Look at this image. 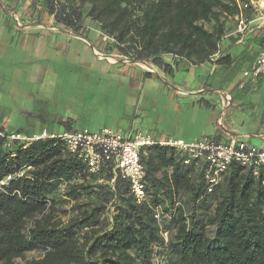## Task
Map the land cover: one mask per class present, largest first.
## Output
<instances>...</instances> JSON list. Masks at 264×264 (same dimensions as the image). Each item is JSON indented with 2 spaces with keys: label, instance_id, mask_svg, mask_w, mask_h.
<instances>
[{
  "label": "trees",
  "instance_id": "trees-1",
  "mask_svg": "<svg viewBox=\"0 0 264 264\" xmlns=\"http://www.w3.org/2000/svg\"><path fill=\"white\" fill-rule=\"evenodd\" d=\"M42 1L57 24L78 33L88 19L114 39L109 51L163 71L170 67L162 56L207 62L224 19L251 7L249 0ZM78 2L88 5L84 14ZM185 158L146 149L147 202L137 204L109 163L90 176L54 139L0 148V264H264V165L253 176L231 162L207 193ZM31 253L37 257L27 259Z\"/></svg>",
  "mask_w": 264,
  "mask_h": 264
},
{
  "label": "crops",
  "instance_id": "crops-1",
  "mask_svg": "<svg viewBox=\"0 0 264 264\" xmlns=\"http://www.w3.org/2000/svg\"><path fill=\"white\" fill-rule=\"evenodd\" d=\"M263 3L249 0L250 10L242 13L243 33L237 31V16L224 19L216 63L162 56L171 69L163 71L152 65L139 69L112 60L116 54L105 44L89 49L83 37L86 29L75 33L57 24L42 0H0V61L13 62L18 79L25 71L34 84L47 79V85H53L60 66L75 67L80 76L76 108L70 106L73 98L66 102L69 117L52 118L51 129L39 126L26 135L42 130L48 134L84 130L85 126H77L78 120L93 118L96 123L86 129L92 132L109 128L128 135L145 133L158 141L187 143L200 138L226 143L236 138L264 150V111L252 100L259 90V78L242 74L235 86V78L228 75L239 61L243 73L254 67L264 44ZM237 92H242L243 98ZM18 98L24 99L25 92L18 90ZM29 98L37 99L35 95ZM14 122L7 117L0 123L9 131L21 132L10 128Z\"/></svg>",
  "mask_w": 264,
  "mask_h": 264
},
{
  "label": "built area",
  "instance_id": "built-area-1",
  "mask_svg": "<svg viewBox=\"0 0 264 264\" xmlns=\"http://www.w3.org/2000/svg\"><path fill=\"white\" fill-rule=\"evenodd\" d=\"M237 17L239 18L237 31L243 33L242 14L239 13ZM107 39L114 43L112 37H107ZM219 56L218 44L217 51L209 57L207 62L216 63ZM115 58L120 59L123 63H130L126 57L115 55ZM243 76L252 79L264 77V44L255 60L254 67L249 72H244ZM44 139H54L62 144L69 154L85 165L86 172L90 176H97L109 163L112 166V173L127 181L129 192L137 204L147 202L145 171L141 163V155L145 154L146 149L154 146L171 148L183 154L186 157L183 163L192 165L201 172L207 193H211L213 188L221 182L222 175L231 162L251 169L253 176H257L259 168L264 165L263 149L236 138L229 139L226 143L215 142L211 138H200L189 143L172 139L158 141L145 133L128 135L121 130L109 128L101 129L98 132L84 129L65 131L60 134H48L46 130H42L39 134L27 136L11 132L6 126L0 125V148L10 149L14 143L28 145ZM6 180L8 181L9 177ZM113 181L112 179L110 184ZM97 182L108 183L102 178H98ZM3 184L1 182L0 186ZM160 215V207L154 208L153 218L157 222L160 221ZM161 236L166 242L167 233L161 232ZM156 262L159 264L158 261Z\"/></svg>",
  "mask_w": 264,
  "mask_h": 264
},
{
  "label": "rangeland",
  "instance_id": "rangeland-1",
  "mask_svg": "<svg viewBox=\"0 0 264 264\" xmlns=\"http://www.w3.org/2000/svg\"><path fill=\"white\" fill-rule=\"evenodd\" d=\"M78 7L80 10L85 13L88 9L86 3L78 2ZM12 6L11 3L8 5ZM210 28L209 26H206ZM86 29V32L83 33L88 48L93 46L97 48V44L109 45L111 42L107 39L108 36L104 33L99 26L95 25L88 19H83L82 28ZM116 55H118L115 52ZM169 57V56H168ZM173 58V56H170ZM175 59V58H174ZM112 60H119L118 58L112 57ZM130 64H134L130 61ZM136 65V64H134ZM151 66L150 63H140L137 62L139 69H142L144 66ZM17 66L12 62H1L0 61V122L3 119H8L10 121L14 120V124L10 126L13 130H21V133L26 135L31 129L39 128L42 126L46 129H51L53 126L52 118L69 117L70 111L66 105L69 103V99H72L70 103L72 107H75V98L78 90L79 84V74L75 67L71 66H60L57 70V79H55L53 85H47V79H43L40 84H34L32 81H29V76L24 71V75L18 79L15 76V70ZM245 69L242 67V62L239 61L236 67L230 68L228 75L230 79H234L235 86L238 84V78L243 74ZM101 77V75L99 76ZM215 78V77H213ZM203 82H205L203 80ZM259 87L258 93L252 96V100L255 101L259 106L261 112L264 111V77L259 78ZM210 83H212V76L210 77ZM168 84H171L168 81ZM18 90L25 92V98H18ZM236 91L238 88L236 87ZM238 96L243 98L242 92H237ZM37 94V95H36ZM36 96L37 99H30V96ZM67 102V103H66ZM78 104V103H77ZM247 105H243V108H247ZM76 112V110H72ZM93 118L78 120L77 126H85L83 128L89 129L90 125L95 124V121H92ZM99 122L103 121V115H100L98 118ZM40 124V125H39ZM1 125V123H0ZM100 125V124H99ZM8 129V128H7ZM58 131H61V127L55 128ZM9 130V129H8ZM91 130V129H90ZM71 204L65 205V210L70 213ZM61 216V215H59ZM68 216L63 217L61 220L66 221ZM37 257V254L31 253L26 256L27 259Z\"/></svg>",
  "mask_w": 264,
  "mask_h": 264
},
{
  "label": "bare ground",
  "instance_id": "bare-ground-1",
  "mask_svg": "<svg viewBox=\"0 0 264 264\" xmlns=\"http://www.w3.org/2000/svg\"><path fill=\"white\" fill-rule=\"evenodd\" d=\"M264 4V3H263Z\"/></svg>",
  "mask_w": 264,
  "mask_h": 264
}]
</instances>
